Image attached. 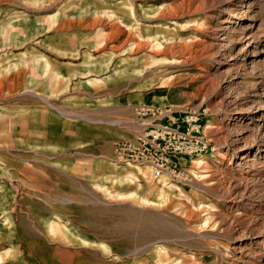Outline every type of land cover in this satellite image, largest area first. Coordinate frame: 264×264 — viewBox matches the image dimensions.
Instances as JSON below:
<instances>
[{"label":"rangeland","instance_id":"rangeland-1","mask_svg":"<svg viewBox=\"0 0 264 264\" xmlns=\"http://www.w3.org/2000/svg\"><path fill=\"white\" fill-rule=\"evenodd\" d=\"M248 1L0 0V264H264L236 249L263 228L264 156L234 153L259 143L264 56L236 78L214 38ZM146 107L201 139L173 179L117 160Z\"/></svg>","mask_w":264,"mask_h":264},{"label":"bare ground","instance_id":"bare-ground-1","mask_svg":"<svg viewBox=\"0 0 264 264\" xmlns=\"http://www.w3.org/2000/svg\"><path fill=\"white\" fill-rule=\"evenodd\" d=\"M248 2H249L248 9L245 11V13L234 16V21L235 19H238V24L240 25L239 26L240 29H235L236 27L233 26L231 22L226 19L227 16H225L224 14L220 16L221 20H217L215 22L217 28L222 33L221 35H223V36H220V38H219V35H217L218 33L214 35V38H216L219 42L217 44V52H216V57L217 55L219 56L217 57L218 59L216 63L217 68H222L224 64L226 63L225 61L222 60V58L226 56L229 57V60L233 62L232 63L233 67L237 68L236 73H235L236 78H241L238 75L239 70L245 69L246 65L247 66L251 65V67L253 68L255 66V63L261 60L262 57L264 56V36L260 35V30H261L263 23L261 19L257 16V11H258L257 9H259L258 7L260 6L259 5L260 3H257L256 0H249ZM215 17L216 16H214V18ZM229 26H232V29L230 32H226L225 30H228ZM259 78L260 80H259L258 85H260V87H258L257 88L258 91H256L251 96L252 98L255 99V100L252 99V102H254L255 106L257 107L260 104H264V72L261 74V76H259ZM255 106L253 107V105H251L250 107H248V109L250 110L252 108H256ZM262 109L264 108H260V110H256V112L257 111L260 112ZM243 112H246V111H243ZM239 115H242L239 111L233 113L234 117H237ZM248 115H251V114L249 113ZM250 123H253V126L254 125L257 126L258 131L256 133V136L260 137V138L258 137L259 143L254 144V145H248V146L247 145L240 146L239 148H237V151H234V153H236L237 155V161H238L237 165L238 166L240 164L253 161L252 157L254 155L264 156V150L261 149V144H264V139H263L264 137V129H263L264 114L259 115L258 119L256 120L253 119V121H251ZM245 137L246 136L244 135V132H241L238 138L236 139V141H244L246 140ZM250 151L254 152V154H252V152ZM247 168H249V166ZM262 170L264 169L262 168ZM251 229L252 230H250V227L248 226L243 228V231H242L243 234L247 233L250 235L248 236L249 237L248 241L244 242V245L239 246L236 249L238 250L239 257H242L248 254V252L250 251L251 253L257 256V260L259 262H262L264 260V223H263V228H260L259 231H255L254 227H251Z\"/></svg>","mask_w":264,"mask_h":264},{"label":"built area","instance_id":"built-area-1","mask_svg":"<svg viewBox=\"0 0 264 264\" xmlns=\"http://www.w3.org/2000/svg\"><path fill=\"white\" fill-rule=\"evenodd\" d=\"M147 112L151 116L142 124L144 132L134 140H124L119 144L118 154L121 156L117 160L146 165L155 179L165 176L173 179L179 175L180 154L191 155L202 150L201 139L163 123L155 108L146 107Z\"/></svg>","mask_w":264,"mask_h":264}]
</instances>
